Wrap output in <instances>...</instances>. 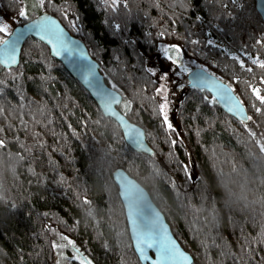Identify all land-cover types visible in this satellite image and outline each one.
<instances>
[{
    "label": "trees",
    "instance_id": "obj_1",
    "mask_svg": "<svg viewBox=\"0 0 264 264\" xmlns=\"http://www.w3.org/2000/svg\"><path fill=\"white\" fill-rule=\"evenodd\" d=\"M24 1L13 27L50 14L83 42L153 153L131 150L49 49L27 39L16 67L0 63V264H86L75 250L91 264H140L116 168L147 190L194 264H264V104L252 91L264 95V68L244 55L264 61L255 0ZM24 1L0 0V15ZM172 45L232 88L247 123L187 84L167 127L148 62L167 67ZM64 237L75 247H53Z\"/></svg>",
    "mask_w": 264,
    "mask_h": 264
},
{
    "label": "water",
    "instance_id": "obj_2",
    "mask_svg": "<svg viewBox=\"0 0 264 264\" xmlns=\"http://www.w3.org/2000/svg\"><path fill=\"white\" fill-rule=\"evenodd\" d=\"M255 7L264 21V0H255ZM44 16L54 22L52 27L56 35L38 34L36 31L30 30ZM41 36L44 38L41 39ZM18 37L19 42L16 45L17 64L7 66L16 67L18 65L22 46L27 39L32 38L44 44L49 49L50 56L61 63L67 74L82 86L97 104L102 114L120 127L127 146L134 152L152 155L153 150L146 141L143 128L131 122L117 109L122 100L120 94L105 83L99 71V65L89 55L83 42L71 35L54 16L42 14L29 22L18 24L5 40L11 43L16 41ZM57 37L67 47L66 51L61 48V55L59 56L55 55L54 51L55 48L59 47ZM4 49L5 46L0 45V53ZM3 59V55L0 54V61ZM197 74L209 80L219 79L204 68L195 67L188 72L186 77L189 86L193 87V84L196 83ZM194 88L200 89V87ZM206 92L213 96L212 92ZM232 94L237 97L234 91ZM217 104L236 121L248 122L249 117L243 104V117L229 112L228 105L223 100ZM112 179L118 187V195L124 208L130 240L140 264H194L193 257L177 241L164 214L153 202L147 190L121 168L113 170ZM75 252L85 263L87 262L79 251L75 250Z\"/></svg>",
    "mask_w": 264,
    "mask_h": 264
},
{
    "label": "snow or ice",
    "instance_id": "obj_3",
    "mask_svg": "<svg viewBox=\"0 0 264 264\" xmlns=\"http://www.w3.org/2000/svg\"><path fill=\"white\" fill-rule=\"evenodd\" d=\"M39 3L41 6L44 4V0H39ZM21 16H26L27 12L26 11H21L20 12ZM54 22L50 21L47 16L41 17V19L32 26L30 30L36 31L38 34L44 33L46 35H56V33L53 31V25ZM7 25H0V32H7ZM44 37L41 36V39ZM19 42V37L17 38L16 41H12L11 43L5 39H0V45H4L5 49L3 50L2 54L4 59L0 61V63L4 65H16L17 64V57H16V45ZM51 42V41H50ZM57 42L59 44V47L55 48V55L59 56L61 55V48H63L65 51L67 50L66 45H64L63 41L57 37ZM208 43L212 45V41L209 40ZM166 53H172L167 56V58L170 61H173L176 64H180L181 61L179 59V54L181 52V49L177 45H172L169 48L165 49ZM246 58H248L253 65H259V67L264 68V61H260L259 58H252L250 55L247 53L244 54ZM234 60H236L241 68H245V63L244 60L241 59L239 56H234ZM185 72H187L189 69L185 67L183 69ZM246 71L251 72L252 68H246ZM153 75L156 73L153 72ZM160 79L164 81L165 83H161L160 87L157 89L158 96L161 97L162 102H161V114H162V119L164 120L165 124L169 129L173 127V125L169 121V117L166 114V109L168 108V87L166 84L167 81V74L161 75ZM190 83H192L190 81ZM202 85V87H201ZM181 89L184 87L183 85L179 86ZM193 87H200L201 91H210L213 93V96L211 97V103H220L221 100H223L227 105H228V111L231 113H234L236 115H240L243 117L244 109L242 106V103L239 101L238 97H234L232 92L233 90L225 84L222 80L220 79H207L206 77L197 74L196 77V83L193 84ZM252 91L255 95V97L260 101L261 104H264V95L260 94V89L259 88H252ZM205 99H208V97H205ZM2 144V142H0ZM64 240L67 241L66 244H54L53 247L56 248H64V247H75L74 242L71 241L70 239L64 237ZM71 259L75 260H81V257L79 255H73ZM86 264H91V261H87Z\"/></svg>",
    "mask_w": 264,
    "mask_h": 264
},
{
    "label": "rangeland",
    "instance_id": "obj_4",
    "mask_svg": "<svg viewBox=\"0 0 264 264\" xmlns=\"http://www.w3.org/2000/svg\"><path fill=\"white\" fill-rule=\"evenodd\" d=\"M27 1L29 2L30 0H27ZM23 4L24 5H23L22 10L28 12L30 9H29V7L26 6L27 2L25 3V1H24ZM35 15H37L36 17H38L39 16L38 12ZM19 17H21L20 13L18 15L13 16L10 19L0 15V25H7L8 31L6 33L2 32L3 34L6 35V37L10 34L12 29L14 28L13 25H15V23H17L16 20H18ZM0 39H5V37L3 38V36H0ZM166 54L168 56L169 54H172V53H166ZM159 58H160V56L154 57V58L150 59L148 63H149V66L151 67V69L153 70V72L156 73L155 75H156L157 81H158V88L160 87L161 83H165L164 81H162L160 79L161 75H163L165 73L167 74L166 84L168 87V93H167L168 108L165 111L169 117L170 123L173 125V127H176V122H175L176 103H177L178 98L182 95L185 87L188 84L187 79H186L187 74L193 68L201 67V66L192 60L184 58L181 55V53L179 54V59H180L181 63L176 64L173 61L169 60V64L167 67L161 66V62H160ZM185 67H187L189 69L187 72H185L183 70ZM180 85H183L184 87L181 89L179 87ZM158 99H159V103L161 106L162 99L160 96H158Z\"/></svg>",
    "mask_w": 264,
    "mask_h": 264
}]
</instances>
